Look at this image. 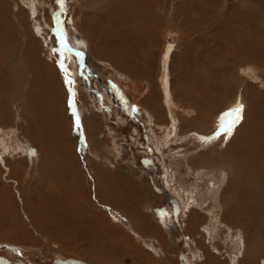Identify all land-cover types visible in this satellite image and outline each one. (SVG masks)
<instances>
[{
    "label": "rangeland",
    "instance_id": "1",
    "mask_svg": "<svg viewBox=\"0 0 264 264\" xmlns=\"http://www.w3.org/2000/svg\"><path fill=\"white\" fill-rule=\"evenodd\" d=\"M2 1L7 9L2 15L3 19L6 17L5 23L0 27L6 36L0 37L3 44L0 48V264H121L126 254L111 253L117 238L128 243L129 257L122 264H142L133 261L142 256L144 264H185L186 250L189 245L191 248L192 241H200V228L207 220L195 212L191 217V211L181 220V211L175 213L179 209L176 199L164 195L168 191L162 182V166L170 165L172 157L168 154L173 152L166 146L162 153L153 143L166 136L162 129L169 124L161 84L165 67L169 69L177 102L186 110L195 109H191L195 112L193 121L182 118L180 132L187 135L188 141H183L181 146L186 153L173 165L179 166L174 169L175 183L198 180L209 196V191H221L224 185L215 184L213 178L205 184L198 179L192 170L199 168L198 155L211 157V152H217L218 156L231 153L243 157L250 153L254 155V165L261 170L257 184L264 187V0H92L95 6L99 4L98 11L95 6L94 10L87 9L80 0H41L37 15L33 16L31 7L28 12L20 0ZM15 3L19 5L16 22L9 18ZM79 10L78 16L85 21L84 30L77 22ZM93 15L98 20L92 25ZM15 23L20 25L12 28ZM39 24L46 28L44 35L50 34L47 39L36 33ZM3 28L9 30L8 34ZM48 39L63 63L51 64L49 71L55 86L44 95L58 102L55 111L60 115L52 119L57 125L53 135L40 122L48 118L37 100L26 101L25 113L21 104L25 96H40L29 91L34 81L27 72L31 64L29 51L32 40L37 44L41 41L42 46L36 49L44 62L50 64L45 56L48 53V58L51 57ZM98 54L99 62L95 58ZM9 59L16 64L20 62L18 69L12 67L10 72ZM63 60L76 66L79 88L69 82L70 74L63 70V65L66 68ZM134 83L143 89L142 96L126 90ZM82 104L86 105L87 114L82 112ZM135 105L161 109L157 119L165 126L150 127L146 113ZM16 106L21 107L23 114L20 121L19 112L13 108ZM30 108L33 117L28 115ZM92 110L94 115L104 118L95 131L91 126ZM35 114L43 118L32 121ZM206 115L217 123L208 129L212 131L208 136L206 129L203 133L199 131L204 123L208 124ZM79 119L83 125L80 122L78 127ZM248 130L254 139L253 152L239 147V139L246 138ZM222 137L228 138L227 143L219 146ZM6 144L14 149L3 151ZM246 144L252 147L251 143ZM177 146L173 145L171 150L178 149ZM190 148L192 154H188ZM110 149L116 153H110ZM190 157L194 163L191 167ZM255 166L244 163L233 169L227 197L235 198L234 191L247 186ZM141 182L147 187H142ZM111 183L114 185L107 190ZM136 198L144 203L140 220L128 217L120 205L135 202ZM208 200L205 198L200 203L208 207ZM258 206H264V202ZM228 207L241 218L254 216L253 227L245 219L229 216L230 212L225 215V222L245 227L246 237L252 243L254 230L260 226L257 206L252 205L250 211L246 206ZM136 225L144 230L140 231ZM225 233L220 235L222 245L230 238ZM257 235V239L261 237L264 241L263 234ZM146 243L157 249L161 247L165 255L159 256L160 250L147 249L143 245ZM197 246L202 257L198 256L196 262L207 264L204 256L208 257L211 250L208 240ZM226 261L221 262L226 264Z\"/></svg>",
    "mask_w": 264,
    "mask_h": 264
},
{
    "label": "bare ground",
    "instance_id": "2",
    "mask_svg": "<svg viewBox=\"0 0 264 264\" xmlns=\"http://www.w3.org/2000/svg\"><path fill=\"white\" fill-rule=\"evenodd\" d=\"M11 1V0H10ZM41 0H20V2L22 3H25L24 5L27 7V11L29 12V7H31L32 9V12L31 15H37L36 11L38 10V5L40 3ZM95 1V0H93ZM93 1L89 0V1H83V0H80L79 3H83V6L84 5H87L86 8L87 9H91L93 8L94 10V3ZM27 2L31 3V5L27 4ZM36 4L35 6L33 4ZM102 3V2H101ZM104 3V2H103ZM38 4V5H37ZM80 6V4H79ZM103 6V5H102ZM19 5L15 3V7L12 9V11L9 13V18H11L14 22L17 21L18 17H17V14ZM21 7V6H20ZM9 8V7H8ZM99 4L97 6H95V10L98 11L99 10ZM6 7L3 5V1L0 0V27L5 23L4 19L2 17V15H4L5 11H6ZM10 11V10H9ZM17 11V12H16ZM80 14V10L79 12L77 13L76 11V15L78 16ZM82 14V13H81ZM36 18V16H35ZM8 19V18H7ZM97 15H93L91 18H90V22L93 24L96 23L97 21ZM9 22V20H8ZM34 22H36L34 20ZM77 22L79 23L80 25V28L82 30H84V20H82V17H79L77 18ZM17 25H20V23H15L14 26L12 28H15ZM45 25V24H44ZM10 26V25H9ZM8 26V27H9ZM5 27V26H4ZM11 27V26H10ZM9 27V28H10ZM47 29H49L51 31V28L47 25L46 26ZM2 28V27H1ZM11 28V30L13 31V29ZM4 29V28H3ZM36 33L38 35H40L41 38L43 39H47L48 36H50V34H46L44 35V31L45 29H43V26H41L40 24L39 25H36ZM245 29V28H244ZM5 30V29H4ZM10 30V31H11ZM248 30V29H247ZM8 29L5 30V33L8 34ZM241 31V30H240ZM250 31V30H249ZM12 33V32H11ZM10 33V34H11ZM242 34V33H241ZM107 36V32H105V38ZM0 37H6L4 36V34L2 33V31L0 32ZM8 37V36H7ZM51 38V37H50ZM88 38L90 40H92L93 42V38L90 37L88 35ZM31 39V38H30ZM34 39V38H33ZM14 41V39L12 40ZM47 43H48V47H51V49H49L48 51H50V56L49 57L51 60H48V53L45 55L46 58H47V62L50 63V64H47L44 62V60L42 59L41 57V53L39 52L38 49H36V47H38L39 45L42 46V43L40 44H37L36 41H33V47H31L30 49V66L27 70L28 72V75L31 79V76H33L34 78V81L31 82V89L29 90L30 92H38L40 93V96L39 97H34V96H25V98L21 100V104H22V108H24L23 112L25 113V105H26V101L30 102V103H33L35 100H37V102H39L38 106H42L40 107L41 109H43V111H46L45 113V116L48 118V119H45V121H42L41 118H43V116H38L36 115V118L35 119H32L33 120H37V118L39 120H41L40 122H42V124H46L47 127H49V132L51 133V135H53L52 133H55V128L57 127L56 125V121L53 123L54 120L52 119H55L57 118V114L60 115V112H56L55 111V104L57 106V101L54 102V100L52 99V96H48V97H45V93H49V91H53V82L51 81V78H52V74L51 72L49 71L50 69H52V63L54 61H57V62H61L58 57L55 55V52H54V48L52 47L51 45V40L48 39L46 40ZM46 43V44H47ZM53 43V42H52ZM94 43V42H93ZM55 44V43H54ZM53 44V45H54ZM11 45V44H10ZM239 45V44H238ZM242 46V45H241ZM3 47V44L0 43V48ZM43 47H44V44H43ZM42 47V48H43ZM46 47V46H45ZM47 48V47H46ZM94 50H95V54H97L96 52L98 51V47H97V44L95 43V46H94ZM243 48V47H242ZM8 49H9V46H8ZM119 51V50H118ZM242 51V50H241ZM240 52V51H239ZM99 59H98V58ZM97 57L95 56V58L97 59L96 61H100L101 60V57H99V54L97 55ZM1 60V59H0ZM59 60V61H58ZM17 61V60H16ZM15 61V62H16ZM21 61V60H20ZM1 62V61H0ZM64 63H66V68H64V65L62 66L63 70H66L68 71L67 74L69 73L70 74V80L69 81L71 83V85L74 84V86L78 87V83H77V80H75V76H76V66H74L73 64H71L70 62H68V60H63ZM20 63V62H19ZM18 63V64H19ZM62 63V62H61ZM8 68L9 70L12 68V67H15L18 69V64L14 63L13 59H9L8 61ZM63 64V63H62ZM106 64V63H105ZM97 65V63H96ZM109 65V64H108ZM22 66V64H21ZM60 66V64H59ZM101 66V65H100ZM99 66V67H100ZM2 66H0V73L2 71ZM25 68V67H23ZM61 68V66H60ZM100 69V68H99ZM104 69V68H103ZM25 70V69H24ZM111 70V68H110ZM165 70L163 72V75L161 74V69L159 71V74L162 75V79H161V84H162V89H163V94H164V99H165V103H166V106L167 109H168V112L169 114L168 115V122L169 124H167V126H165L161 121H159L158 116L160 114L159 111H161V109L159 110H156L155 111V108H152V107H146V106H138V105H135L137 108H140V110H143L145 113H146V116H147V120L149 121L150 123V127L151 125H154V126H157L159 129L161 126H165L163 127V131L164 133L166 134L165 137L162 136V140H155L156 143H153L155 144L156 148L160 151V152H164V147L167 146V148L170 149L169 152H173L172 154H168L170 155L172 158H171V161L170 162V165L168 164V166L165 164V163H162V164H165L163 165V177H162V182L164 183L165 185V188L166 190L168 191L167 193H165L164 195H167L168 196H171L174 197L176 200H174L175 202H177L176 204H178V207H179V212L181 211L180 215H179V218L181 220H185L189 215L188 213H190L191 211V214L190 216L193 217V213L195 212L196 215H202V217H205V219L207 220L206 223L201 226L200 228V231L202 233H200L199 235L200 236V241H192V245H191V250L194 251V253H190L189 255V260L190 261H194V264H199L196 262V259L197 257H202L200 252L198 254V251L196 249V247H198L197 245H202V244H205L206 241L208 240V245L210 246V251L207 252L208 254V257L204 256V261L207 263V264H224L223 262H221L222 260H227L226 264H244V263H248V264H264V241L262 240L261 237H259L260 239H257V233H261L263 234V237H264V206H258L261 204V202L263 201L264 202V187L263 186H259V184H257V181H256V178H258V176L261 174V170L258 168L257 169V165L255 166L254 165V155L250 154V153H246L243 157H241L240 155H236V154H231L230 155H226V156H218L217 152L216 153H213L211 152L210 155H212L211 157H209L208 155L206 154H201V155H198V160L199 161V168H192V170L196 173L198 179L202 180V182L205 184L207 183V181H209V179H212L213 181H215V184H218L219 185V182L223 183L224 187L221 188L222 190L220 191H209L208 195L207 196V192H204V188H201L200 185L198 184V180L194 183H189V182H183L184 184H176L175 181H174V173H175V170L174 169H178L179 166L175 167L173 165H176L175 162L176 160L183 154L186 153L185 150L182 149V145L184 144L185 141H188L186 140V136H183L181 134V129H182V123H183V120H187L189 118H191L192 116H194L195 112L193 110H191L193 107L191 105L192 108H188V110H186L184 107L180 106V103L181 102H177V99H176V96H175V92L174 90L172 89V85H171V82H170V74H169V69H167L165 67ZM168 70V71H167ZM23 71V70H22ZM26 71V70H25ZM54 71V70H53ZM253 71V70H252ZM11 72V70H10ZM20 72V71H19ZM55 72V71H54ZM23 73V72H22ZM26 73V72H25ZM115 73V72H114ZM251 73V72H250ZM24 74V73H23ZM54 74V73H53ZM58 74V73H57ZM27 75V76H28ZM115 75V74H114ZM121 75V74H120ZM249 75V74H248ZM256 75V74H255ZM12 76V75H11ZM16 76V75H15ZM14 76V77H15ZM19 76V75H18ZM68 76V75H67ZM117 76V75H116ZM251 76V75H250ZM20 77V76H19ZM16 76V78H19ZM24 77V76H23ZM77 77V76H76ZM26 78V77H25ZM68 78V77H67ZM113 78V77H112ZM116 78V77H115ZM124 78V76H123ZM122 78V79H123ZM69 79V78H68ZM119 79V78H118ZM126 79V77H125ZM6 80V79H5ZM4 80V81H5ZM19 80V79H18ZM17 80V82H18ZM28 80V79H27ZM193 80V79H192ZM16 81V80H15ZM30 81V80H29ZM194 81V80H193ZM7 83V82H5ZM23 83V82H22ZM130 83V82H129ZM128 83V84H129ZM8 84V83H7ZM55 84V83H54ZM60 85V84H59ZM17 86V84H16ZM20 86V85H19ZM26 86V84L24 85ZM23 87V86H22ZM27 87V86H26ZM16 88V87H15ZM59 88V87H58ZM18 89V87H17ZM16 90V89H14ZM27 90V89H26ZM127 91H135V93L139 92L140 95L142 96L143 93H141L143 91V89H138L137 87H135V83L132 84V86H129L126 88ZM12 91V90H11ZM10 91V92H11ZM28 91V93H29ZM78 91V90H77ZM9 92V93H10ZM20 92V91H19ZM128 93V92H127ZM30 94V93H29ZM79 94V92H78ZM132 94V92H131ZM11 95V94H10ZM26 95V94H25ZM12 96V95H11ZM133 97V96H132ZM5 98V97H4ZM84 98L86 99V103H87V97L84 96ZM73 100V99H72ZM20 101V100H19ZM60 103H61V100H59ZM3 102V101H2ZM89 103V102H88ZM20 104V103H18ZM29 104V103H28ZM33 105V104H32ZM83 105L82 104V108H83ZM37 106V105H36ZM171 106V107H170ZM30 107H32L30 105ZM89 107V106H88ZM16 109L17 113H18V118L17 120L20 121L23 114L21 115V107L20 106H16V107H13ZM52 108L54 109V111H52ZM79 109V108H78ZM77 109V110H78ZM194 109V108H193ZM31 111H29L28 115H30L31 117H33L32 115V108H30ZM89 110V109H88ZM195 110V109H194ZM87 107L86 105H84V108L82 109V112H85L87 114ZM142 111V112H143ZM163 111V110H162ZM186 111V112H185ZM79 112V110H78ZM81 112V111H80ZM94 112L92 110V113L93 115L91 116L92 119V127L94 128L93 131H95V129L99 128V121L102 119L104 120V118L102 116H96L94 115ZM143 112V113H144ZM187 113V114H185ZM63 114V113H62ZM142 114V113H141ZM79 115V114H78ZM182 115V117H181ZM197 115V113H196ZM76 116V115H75ZM74 116V117H75ZM80 116V115H79ZM185 116V117H184ZM207 116V115H206ZM82 117V116H81ZM64 118V117H63ZM78 118V117H77ZM192 119V118H191ZM190 119V120H191ZM163 120V118H162ZM195 120V118H194ZM206 120H208V124L204 123L202 126H201V130H199L200 132H204V130L206 129V131H208V129L210 128H214L217 123L214 122L213 119H210V116L208 115L206 117ZM79 121V122H78ZM77 122L80 123L82 120L79 119ZM189 121V120H188ZM193 121V119H192ZM249 121V120H248ZM75 122V121H74ZM164 122V121H163ZM52 123L54 124V126H52ZM58 123V122H57ZM76 123V122H75ZM125 123V122H124ZM81 124L83 125V123L81 122ZM169 126V127H168ZM38 127V125H37ZM40 127V126H39ZM42 127V126H41ZM153 127V126H152ZM46 128V127H45ZM81 128V127H80ZM200 128V127H199ZM47 129V128H46ZM47 129V130H48ZM136 131V130H135ZM197 131V130H196ZM212 132V131H210ZM210 132L208 131V133H205L206 136H208L210 134ZM239 133V132H238ZM237 133V134H238ZM251 131L248 130L247 134H246V138L244 139H239V147L244 150L245 152L246 151H251L253 152V149H254V142L253 138L250 137L251 135ZM39 134V132H38ZM236 134V135H237ZM79 135H82L81 132L79 133ZM154 135H156L154 133ZM230 135V134H229ZM41 136V135H40ZM83 136V135H82ZM157 136V135H156ZM228 136V135H227ZM155 137V136H154ZM249 137L251 139H249ZM159 138V136H158ZM154 139V138H153ZM157 139V138H156ZM227 137H222L220 138V141H219V146H223L227 143ZM79 140V138H78ZM181 140V141H180ZM219 140V139H218ZM6 140L4 139V142ZM154 141V142H155ZM184 141V142H183ZM252 141V142H251ZM175 142V143H174ZM180 142V143H179ZM8 143V142H7ZM187 143V142H186ZM246 143H251L252 144V147H248V145ZM31 144V143H30ZM178 144H181L180 146ZM115 146V144H112ZM173 145H178V149H173ZM187 145V144H186ZM4 148L6 149H3V151H8L10 148V150H13L14 147H10L8 144L4 145L3 146ZM231 147V146H230ZM115 148V147H114ZM181 148V149H180ZM184 148V147H183ZM121 149V148H120ZM179 150V151H178ZM117 151V149H116ZM188 151V154H192L193 150L190 148V149H187ZM195 151V150H194ZM212 151V150H211ZM239 151V150H238ZM249 151V152H250ZM232 152V151H231ZM110 153L114 154L116 153L114 150L110 149ZM118 153V152H117ZM233 153V152H232ZM117 155V154H116ZM197 155V154H196ZM118 156V155H117ZM119 156H121V154H119ZM165 156V155H164ZM252 156V157H251ZM115 156L113 155L112 158H114ZM186 157V156H185ZM189 158V156H187ZM209 157V158H208ZM120 158V157H119ZM165 158V157H164ZM183 158V157H182ZM173 159V160H172ZM191 159L192 157H190V167L191 166H194V163L192 162L191 163ZM106 160V159H105ZM167 161V160H166ZM181 161V160H180ZM196 163V162H195ZM214 165L212 166L211 164ZM246 164V165H249L250 167H254L255 166V169L254 171L252 172L251 174V180L250 178H248V181L249 183L247 184V186L243 189H236V191H234V195H235V198L233 197H227L226 196V193H227V190L229 189V185L233 179V169H235V167L237 165L240 164V166H242L243 164ZM178 164V163H177ZM181 164V163H180ZM179 164V165H180ZM187 165V164H186ZM188 166V165H187ZM127 167V166H126ZM182 167V166H181ZM185 167V165H184ZM182 170V169H181ZM174 171V172H173ZM188 171V170H186ZM181 172V171H180ZM191 172V171H190ZM192 173V172H191ZM194 173V174H195ZM190 174V173H189ZM188 174V175H189ZM177 175V173H176ZM180 175V174H178ZM182 176V175H181ZM184 176V175H183ZM195 176V175H194ZM196 177V178H197ZM176 180V179H175ZM187 180V179H186ZM180 181V180H179ZM188 181V180H187ZM142 183V182H141ZM112 184V183H111ZM62 185V184H61ZM112 185H109V187L107 188L110 189ZM142 187H147V185L144 183L141 184ZM155 186V185H154ZM163 186V185H162ZM149 187V186H148ZM221 187V186H220ZM72 189V188H71ZM70 191V190H69ZM213 192V193H212ZM71 193V192H70ZM232 194V193H231ZM61 196V195H60ZM59 196V199H61ZM104 196V195H103ZM205 198L209 199L210 201V205L208 207H204L200 202H202L203 200H205ZM100 199V198H99ZM103 201V200H102ZM101 201V202H102ZM110 201V199L108 200V202ZM58 202V201H57ZM43 203V202H42ZM207 205V204H206ZM230 205H233L234 207H236L235 209H238V207L242 206V207H245L250 211L252 210V205L255 207V209L258 211L260 217H259V225L258 226L259 228L255 231V235H254V239H253V242L252 243H249V239L248 237H246V233H245V227L244 226H232L229 224V222H225L226 220V216L225 215H228V213L230 212V215L229 216H233V218L235 217L236 219L238 220H243L245 219L247 222V225L249 226H252L254 227V224L256 226V220L253 219V217H247V218H241L239 215H235L234 214V211H230V208L228 206ZM41 206V205H40ZM44 206V205H43ZM45 207V206H44ZM177 207V208H178ZM183 207V209H182ZM242 207L240 209H242ZM64 210V208H63ZM240 211V210H239ZM236 212V211H235ZM46 213V212H45ZM63 213V212H62ZM115 213V212H114ZM65 214V213H64ZM119 214V213H118ZM241 214V213H240ZM244 214V213H242ZM246 214V213H245ZM244 214V215H245ZM255 214V213H254ZM47 215V213H46ZM120 215V214H119ZM195 215V216H196ZM45 216V214H44ZM64 216V215H63ZM157 217V216H156ZM171 217V216H170ZM243 217V216H242ZM245 217V216H244ZM195 218H198V217H195ZM43 220V219H42ZM49 220V219H48ZM52 219H50L51 221ZM125 220V219H124ZM54 221V220H52ZM157 221L159 223V220L157 218ZM231 221V220H230ZM46 222V221H45ZM56 222V221H55ZM52 223V222H50ZM49 224V223H48ZM56 224V223H55ZM189 228V227H188ZM190 230V229H189ZM235 230V231H234ZM226 232V233H225ZM227 234V236H229L231 238V240H228L230 238H226V241H225V244L222 245L223 241H222V236H220L221 234ZM197 235V234H196ZM226 236V235H225ZM224 236V237H225ZM212 238V240H211ZM217 238V239H216ZM216 241L218 240L220 243H213V241ZM198 242V243H197ZM230 243V245H229ZM145 246H147L148 248H150V246H152V244H144ZM227 245V246H225ZM200 248V247H199ZM198 248V249H199ZM152 249V248H151ZM201 259V258H200ZM221 260V261H220ZM203 262V261H202ZM204 262V263H205Z\"/></svg>",
    "mask_w": 264,
    "mask_h": 264
},
{
    "label": "crops",
    "instance_id": "3",
    "mask_svg": "<svg viewBox=\"0 0 264 264\" xmlns=\"http://www.w3.org/2000/svg\"><path fill=\"white\" fill-rule=\"evenodd\" d=\"M212 184V183H211ZM209 201V200H208ZM207 201V202H208ZM206 202V203H207ZM121 205V208L122 210L125 212V214L128 216V217H131L132 219L134 218L135 220H140V218L142 219V217L140 216V214L144 215V208H143V201L140 199V198H136L135 202H131V201H128L127 203H120ZM144 221V220H142ZM177 221V220H176ZM180 226V229L182 230V227L181 225ZM137 229H139L140 231L144 230V228L141 226V225H136L135 226ZM183 231V230H182ZM148 233V232H147ZM153 233V232H152ZM149 234V233H148ZM114 235V234H113ZM121 237H124V236H121ZM128 237V236H127ZM117 238V237H115ZM146 242V240H144ZM148 244V243H146ZM144 245V244H143ZM116 248L112 249L111 250V253L116 251L118 252L119 254H121L120 252L122 253H125L126 255L124 257L121 258L120 262L121 264L124 263L127 258L129 257V254H128V249L126 247H128V243L127 241H123V240H119V238H117L115 240V245H114ZM119 246V247H118ZM153 246V245H152ZM150 247L147 249L151 250V251H157V250H160L159 252V256L160 255H165V252L163 251V249L160 247V249H157L156 247ZM152 248V249H151ZM190 251H191V248H190V245L189 247L187 248L186 250V253H185V256L183 258V261L185 262V264H191L188 260V256L190 254ZM117 253V254H118ZM113 254V253H112ZM157 255V254H156ZM158 256V255H157ZM133 261L135 262H141L142 264H144V256H142L141 258L140 257H136ZM180 264H183V262H181Z\"/></svg>",
    "mask_w": 264,
    "mask_h": 264
},
{
    "label": "snow or ice",
    "instance_id": "4",
    "mask_svg": "<svg viewBox=\"0 0 264 264\" xmlns=\"http://www.w3.org/2000/svg\"><path fill=\"white\" fill-rule=\"evenodd\" d=\"M242 110V106L236 109V112L239 113ZM239 118V117H238ZM77 126L79 127V124L77 122Z\"/></svg>",
    "mask_w": 264,
    "mask_h": 264
},
{
    "label": "water",
    "instance_id": "5",
    "mask_svg": "<svg viewBox=\"0 0 264 264\" xmlns=\"http://www.w3.org/2000/svg\"><path fill=\"white\" fill-rule=\"evenodd\" d=\"M175 206H177V205H175ZM178 211H179V209H176V212L175 213L177 214Z\"/></svg>",
    "mask_w": 264,
    "mask_h": 264
}]
</instances>
